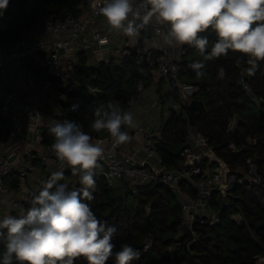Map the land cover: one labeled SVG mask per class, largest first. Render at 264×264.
<instances>
[{
    "label": "built area",
    "instance_id": "1",
    "mask_svg": "<svg viewBox=\"0 0 264 264\" xmlns=\"http://www.w3.org/2000/svg\"><path fill=\"white\" fill-rule=\"evenodd\" d=\"M103 2L80 0L77 4L78 15L58 18L54 13H48L37 18L30 28L16 38L0 42V219L6 215L19 216L26 211L31 194H38L41 182L48 179L53 171L62 170L64 174L71 171L50 150L54 141L51 144L45 142L46 138L54 139L48 132V126L53 121L62 122L63 116L76 113L82 106L80 98L70 97L61 89L70 83L71 76L66 78L65 72L71 70L75 63L71 52L89 54L87 62L93 65L122 57L123 61L130 59L139 68L147 66L155 71L168 90L177 95L173 98L159 93L150 103L156 110L165 107L170 112H183L184 106L189 104L201 87L180 79V61L185 53V45L166 44V26L158 25L153 20L140 29L137 37H127L121 30L110 28L99 14ZM132 2L135 6L141 0ZM27 5L30 6L29 3ZM27 59H32L45 73L37 76L25 65ZM11 66L15 68L14 72H9ZM245 76H241L240 71V82L245 89H249ZM9 77H16L17 82L34 79L38 91H30L24 86L21 90L24 96L18 98L5 82ZM70 86L71 89L78 87L76 82L70 83ZM88 88L92 93L97 91L90 85ZM145 88V82L138 80L123 111L133 113L138 96ZM59 99L65 100L66 104H59ZM47 101L49 106L45 104ZM258 101L263 99L258 97ZM52 107L59 109L56 115L51 113ZM227 121L226 132L229 134L236 127L239 116L232 114ZM122 130L128 132L130 139L120 144L111 137H92V142L104 149L102 159L98 161L100 173L110 187H117L123 181L129 182L130 191L134 194L141 184L157 183L170 188L180 206L176 240H180L182 228H187L195 240L193 224L196 222L204 226L220 222V213L211 204L214 191L224 194L244 181H260L252 159L246 160L248 165L244 174L231 171L215 157L214 147L207 138L189 123L179 162L174 167L162 162L154 142L150 140V130H140L144 141L133 151L129 146L135 130L126 125L122 126ZM228 147L232 152L238 151L233 143H229ZM136 153H140L141 157ZM75 179L68 182L69 188H74L79 181ZM144 208L150 210L149 205ZM236 208L231 218L240 222L243 214L238 206ZM177 244L172 243L168 251L175 250ZM148 247L147 243L144 244V249Z\"/></svg>",
    "mask_w": 264,
    "mask_h": 264
},
{
    "label": "trees",
    "instance_id": "2",
    "mask_svg": "<svg viewBox=\"0 0 264 264\" xmlns=\"http://www.w3.org/2000/svg\"><path fill=\"white\" fill-rule=\"evenodd\" d=\"M79 1L34 0L28 6L27 0H10L7 10L0 16V42L16 38L30 28L37 18L48 13H54L58 18L78 15ZM13 2L15 5L11 6ZM200 35L208 36L210 51L212 42L216 40L215 33L209 29ZM184 48L179 77L184 82L200 86L202 82L208 83L206 88L200 87L193 95V99L204 102L205 109L195 110L187 105L183 112L169 113L161 126L160 138L155 143L162 162L168 167L178 164L189 123L207 138L214 147L215 157L231 171L246 168V160L252 159L260 181H244L234 185L226 194L227 202L222 201L221 192L214 191L211 204L219 211L220 222L212 226L194 223L195 240L187 228H184L180 240L175 239L180 222V206L176 194L165 185L141 184L134 194L124 182L121 193H116L117 187L108 186L97 168L94 199L86 202L90 203L101 222L116 228L112 239L114 252L119 251L122 244L139 251V259L131 264H255L256 257L264 254V61L259 62L255 75L246 74L244 80L249 89H245L240 82L241 68L236 65L237 59L242 57L241 53L229 51L226 57L205 61L194 46L185 44ZM85 61V56L80 52L78 62L87 71L74 66L77 81L72 76L71 80L77 82L78 87L71 89L69 83L61 88L68 96L80 98L82 106L76 113L63 116L62 122L75 121L92 137H110L106 130L96 132L90 127L97 118L94 113L106 108L109 101L118 103L123 112L137 81L144 80L147 85L150 73L147 66L139 68L130 59L119 64H113L110 60L92 66H86ZM193 61L204 62V76L197 77L188 67ZM220 67L226 71L224 79L217 78ZM30 68L39 74L45 73L34 63L30 64ZM89 85L97 91L92 93ZM258 97L263 101H258ZM232 114H237L239 121L234 130L227 134V118ZM53 141L52 137L45 140L49 144ZM229 143H233L238 151L232 152ZM68 174H64L65 179ZM65 179L60 183H65ZM82 187L79 181L74 186ZM129 197L132 199L129 200ZM145 205H149V211L144 210ZM236 206L243 214L240 222L231 218L237 210ZM29 207L31 202L26 209ZM147 239L151 243L144 249ZM175 242L178 244L171 254L168 247ZM3 251V242H0V255ZM73 264H88V261L80 256L73 259ZM106 264H116L114 256Z\"/></svg>",
    "mask_w": 264,
    "mask_h": 264
},
{
    "label": "clouds",
    "instance_id": "3",
    "mask_svg": "<svg viewBox=\"0 0 264 264\" xmlns=\"http://www.w3.org/2000/svg\"><path fill=\"white\" fill-rule=\"evenodd\" d=\"M9 2L0 0V16ZM99 14L110 28L121 30L127 37H137L140 29L154 20L167 27L166 44L194 46L205 61L226 57L229 51L241 53L236 61L241 76L255 75L259 62L264 61V0H141L135 6L132 0H104ZM209 29L216 36L210 51L208 36L200 35ZM188 67L197 77L205 75L202 61H193ZM225 76V69L220 67L217 78ZM94 115L97 118L90 124L94 131L106 130L118 144L130 139L122 126L134 127L133 113L122 112L118 103L109 101ZM48 132L54 137L50 150L84 187L69 188L59 183L65 179L64 172L53 171L41 182L38 194H31V207L19 216L0 219V242L4 246L0 264H73L80 256L88 264H106L113 256L116 264L138 260L139 251L128 244L113 251L116 228L101 222L86 202L94 199L95 169L104 149L75 121H53Z\"/></svg>",
    "mask_w": 264,
    "mask_h": 264
},
{
    "label": "crops",
    "instance_id": "4",
    "mask_svg": "<svg viewBox=\"0 0 264 264\" xmlns=\"http://www.w3.org/2000/svg\"><path fill=\"white\" fill-rule=\"evenodd\" d=\"M82 51H76V52H71L72 60L75 62L74 65L72 66V69L74 68L76 63L78 62V57L79 53ZM70 53V52H69ZM83 55L85 56V64L86 66H92L93 64H90V62H87V58H89V54L87 55L86 53L82 52ZM115 59H112L111 61L113 62ZM33 64L32 59H27L25 61V65L30 68V64ZM119 64V63H116ZM97 65V64H96ZM33 70L32 68H30ZM15 68L13 66L10 67L9 72H14ZM37 76H42L43 74H39L37 71H33ZM148 72L150 73V78L148 80V84L146 85L145 90L139 94L138 99L133 107V121H134V127H131L132 130H135L133 134V138L131 141L130 150L133 151L134 149H138L144 139H142L140 135V130L147 128L148 130L151 131L150 135V140L154 142V144L157 142V140L160 138V130L163 122L166 120L168 117L170 111L165 109L163 107L161 110H156L150 106V103L153 98H155L159 93H165L166 97H173L175 98L176 92L168 90V88L165 86L163 87V83L159 80L158 75L156 74L155 71H151V69L148 68ZM16 77H9L5 80L6 84L9 86L10 89L14 90L17 94L18 98H22L24 94L21 93V90L24 86H27L30 91H38V85L36 83V80L34 79H25L24 82H17ZM73 82H75L72 79ZM144 81V80H143ZM70 82V81H69ZM145 82V81H144ZM78 85V83L76 82ZM64 91V90H63ZM47 106H49L48 101L45 103ZM50 105H52L50 103ZM55 109L52 107V112L53 114L56 115ZM155 110V111H153ZM138 156L141 157L140 153H136ZM99 172V171H98ZM101 172V171H100ZM99 172V173H100Z\"/></svg>",
    "mask_w": 264,
    "mask_h": 264
},
{
    "label": "rangeland",
    "instance_id": "5",
    "mask_svg": "<svg viewBox=\"0 0 264 264\" xmlns=\"http://www.w3.org/2000/svg\"><path fill=\"white\" fill-rule=\"evenodd\" d=\"M32 0H29V4L31 5L32 4ZM123 60H122V57H116L115 58V60L113 61V64H116V63H121ZM67 75H66V78H68V76H72V78H74L75 80H76V73H75V71L74 70H68V71H66L65 72ZM77 81V80H76ZM163 87H165V85L163 84ZM192 98H193V96H192ZM58 108H56L55 109V112H58ZM153 111H155V110H153ZM101 134H104V133H101ZM38 165V164H37ZM39 166V165H38ZM229 168V167H228ZM97 170V169H96ZM98 170H99V172H100V167H98ZM245 171H246V168H244V167H239V168H237L236 169V171L235 172H237V173H239V174H244L245 173ZM76 178V179H75ZM72 179H75V180H79V177L78 176H74L73 174H72V172L70 171L69 172V174L66 176V179H65V183L66 184H68V182L69 181H71ZM130 181V180H129ZM124 183V181L123 182H120L119 184H118V186H117V188L115 189V192L116 193H121V190H122V186L124 185L123 184ZM126 183V186L130 189V183L129 182H125ZM228 192H226V193H224V194H222L223 196V198H222V201H225V202H227L228 201V198L226 197V194H227ZM219 196V195H218ZM217 196V197H218ZM132 198L131 197H129V200H131ZM140 210H142V208H140ZM144 210H145V208H144ZM146 211V210H145ZM181 231H184V228H182L181 229ZM148 244L149 246H150V240L149 239H147L146 241H145V244ZM176 247V246H175ZM175 252V250H171L170 251V253L172 254V253H174ZM255 264H264V254H262V255H259L258 257H256V259H255Z\"/></svg>",
    "mask_w": 264,
    "mask_h": 264
},
{
    "label": "water",
    "instance_id": "6",
    "mask_svg": "<svg viewBox=\"0 0 264 264\" xmlns=\"http://www.w3.org/2000/svg\"><path fill=\"white\" fill-rule=\"evenodd\" d=\"M75 67L77 69H81L83 72H86L87 69L81 65L80 63H76L75 64ZM70 83H73V81L71 79H69ZM208 86V83L206 82H202L201 83V87L202 88H206ZM59 104L61 105H65L66 104V101L65 100H62V99H59L58 100ZM188 106L192 109H195V110H200V111H203L205 109V104L203 101L201 100H197V99H191Z\"/></svg>",
    "mask_w": 264,
    "mask_h": 264
}]
</instances>
